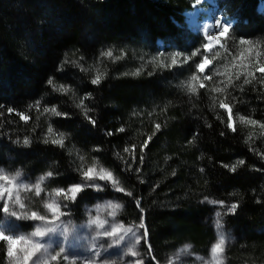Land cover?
I'll use <instances>...</instances> for the list:
<instances>
[{
    "label": "trees",
    "instance_id": "obj_1",
    "mask_svg": "<svg viewBox=\"0 0 264 264\" xmlns=\"http://www.w3.org/2000/svg\"><path fill=\"white\" fill-rule=\"evenodd\" d=\"M193 1L0 0V170L44 176L43 189L54 192L84 181L90 167L111 172L116 185L84 187L69 205L71 218L80 222L85 204L118 198L124 225L145 224L142 264H163L184 242L206 248L213 209L205 197L235 203V213L221 212L233 236L226 263L264 264V72L227 69L225 60L219 77L212 67L202 76L195 67L204 56L203 39L182 15ZM258 1L218 3L237 19L225 39L227 58L239 39H257V63L264 67ZM210 59L215 67L218 60ZM98 75L103 78L93 85ZM246 78L251 83L244 84ZM61 86L68 91H57ZM221 101L231 109V128ZM61 134L63 146L52 144ZM25 137L29 145L16 143ZM238 160L244 164L230 171ZM40 205L35 201L31 209L41 212ZM2 216L0 202V222ZM6 260L0 241V264Z\"/></svg>",
    "mask_w": 264,
    "mask_h": 264
},
{
    "label": "rangeland",
    "instance_id": "obj_2",
    "mask_svg": "<svg viewBox=\"0 0 264 264\" xmlns=\"http://www.w3.org/2000/svg\"><path fill=\"white\" fill-rule=\"evenodd\" d=\"M258 7L263 8L262 12H264V0L258 1ZM190 13H193V17H191ZM182 15L185 17L184 21L186 22V27L193 33L203 36L205 39V44L203 43L204 56L195 67L202 76L212 67V73H215L216 77H219L217 73L220 72L221 74V70L226 68V66H221V63L225 60H227L230 65L227 69L244 66L245 70L248 72L257 66V71H259L261 67L257 63L259 60L257 50L261 45H257V39H239L238 45H236L237 50H231L232 57L227 58V53H225L227 48L225 47V39L228 37L234 21L226 14L223 7L217 4L216 0H199V3L195 0L191 3L190 7L183 9ZM215 21H221V26L210 29L207 34H205L202 25H214ZM223 23L228 25L227 32H223ZM222 32L223 35H221ZM208 36H212L214 39L208 40ZM245 40L246 42L242 43V41ZM200 41L201 39L197 40V42ZM230 43L234 44L235 42L231 40ZM205 45H207V47H205ZM255 46L258 48L256 49ZM260 49L262 50V48ZM217 50H221V52L214 56ZM173 54L176 60H181L182 63H184L180 52L176 51V53ZM211 55L218 60L215 67L212 66V58L210 59ZM187 56L188 55H186V57ZM197 58L199 57L197 56L196 59ZM205 61H208V63L203 71H201L198 65L203 64ZM225 65H227V63ZM191 80L192 75L188 73L186 83L192 86L195 78L193 82H191ZM225 110L229 112L227 109ZM91 168H94L96 173H99L102 169L100 167ZM0 174L8 177V180H0V186L9 189V191H5L0 195V202L2 205L7 203L10 211H15L18 215L24 213L27 214L28 217H31V214L35 212L38 216L45 217L44 220H17L15 217L5 219V214L3 213L0 224H2L3 229L6 230V235H23L33 244L40 243L42 245L41 249L29 259L28 264H50L58 261L65 264L143 263V256L146 255V250L141 248L144 237L141 238L139 243H136L132 234L125 232L127 228H131L135 232L141 222L136 225H124L122 223L118 217L122 202L118 198H103L93 204L83 205V218L80 222H76L70 215L72 207L69 205L73 201L65 200L63 196H58L54 191L44 190L42 184L46 180V177H28L21 174L17 175L18 173H11L7 170H2ZM41 177H44V179L41 180ZM77 183H81L83 188L92 187L95 189H102L111 184L116 185L113 176L110 181H101L97 176L94 181H82ZM37 184H39L40 188L39 193H37L35 187ZM69 188L65 189V192H67ZM17 200L19 203L16 202ZM38 200L41 203V212L31 209L33 208L34 202ZM212 201L213 200H206L210 208L213 209L206 217L212 231V239L208 242L206 248L197 250L191 243L184 242L170 250L163 264H227L224 256V249L227 242L230 241L233 236L224 228L222 214L220 217L222 226L220 229L216 228L215 221L217 217L215 214L218 211L220 213L222 210L225 211L231 205L225 206L217 201L216 204H213ZM21 204L23 208L20 207ZM50 204L58 206L59 210L55 214V218L53 212L48 207ZM115 204L120 205V207L113 208L112 205ZM113 212H115L114 216L111 215ZM53 226H55L56 231L52 233L45 232L44 237L32 235L37 227H40L41 230H46ZM113 227L116 228L114 235H103L105 231L111 232ZM142 232H144L143 229L140 230V233ZM140 233L137 234L139 235ZM221 233L225 237V243L221 245L219 251L213 253L212 248L219 243ZM120 236H124L125 239L121 241L120 244H114L113 241ZM138 239L139 238H137V240ZM5 244L6 249H8L7 241H5ZM24 247L25 245L23 244L13 245L14 256L21 262L23 261V256L26 254L22 250ZM28 247L30 248V246ZM130 248L131 251H129ZM61 249H64V251L61 252ZM133 253H135V255H133ZM53 257H56V259H52ZM6 264H15V261L10 258L8 254Z\"/></svg>",
    "mask_w": 264,
    "mask_h": 264
},
{
    "label": "snow or ice",
    "instance_id": "obj_3",
    "mask_svg": "<svg viewBox=\"0 0 264 264\" xmlns=\"http://www.w3.org/2000/svg\"><path fill=\"white\" fill-rule=\"evenodd\" d=\"M197 3H199V0H197ZM221 24H222L221 21H215V24H214V25H209V24H204V25H202V29H203V31L205 32V34H207V32H208L210 29H215V28L221 26ZM227 31H228V25H227L226 23H223V32H227ZM223 32L221 33V35H223ZM207 38H208V40H213V39H214V37H212V36H208ZM244 42H245V41H242V43H244ZM205 47H207V45H205ZM102 55L111 56L112 53H111V51H109V52H107V53H102ZM193 55H195V53H193ZM173 63H175V61H173ZM207 63H208V61H205L203 64L198 65V67L201 69V71H203V69H204V67L206 66ZM259 71L264 72V67H261V68L259 69ZM102 78H103L102 75H98L95 79H92V80H91V83H92L93 85H97V84L100 83V81H101ZM237 78H239V77L237 76ZM232 82H233V81H232L231 78H229L228 81H227L228 84H232ZM47 83H48L49 85H52V84H53L52 79H49V80L47 81ZM249 83H251V81H250L249 79L246 78V79L244 80V84H249ZM56 90L59 91V92H67V91H68V89L65 88V87H63V86L59 87V88L56 89ZM189 91H191V92H196V88H195V87H192V88L189 89ZM216 91H217V92H222L223 89H221V88L218 87V88H216ZM82 103H83V102H81V104H82ZM81 104H77V105H76L77 108L81 107ZM0 107H2V106H0ZM30 107H31V105H30ZM219 107H220L221 109H227V110L229 111V115H228V121H229V123H228V127L231 128V127H232V123H231L232 116H231V109H230L229 105L226 104V103H224L223 101H221V102L219 103ZM7 111H8L9 113H12V112L14 111V109H13V108H8ZM44 111L47 112V111H49V109L46 108V109H44ZM51 111H52V113H53L54 115H57V116L61 115V113L56 112V109H55V108L51 109ZM2 114H3V113H0V115H2ZM21 119H27V117H24L23 115H21ZM88 119H89V121H90L93 125H95V121H94V120H91L90 117H89ZM241 119L243 120V118H241ZM247 123L256 124L257 122H256V121L249 120V121H247ZM157 127H159V126H157ZM233 130H234V129H233ZM120 131H123V129H120ZM51 132H52V129L49 128V133H51ZM109 135H111V133H109ZM221 135H223V133H221ZM44 142H45V143H48V140L45 139ZM16 143H22L23 145L27 146V145H29L31 142H30V140H29L28 137H25V138L23 139L22 142H21L20 140H17ZM51 143H52V144H56V145H61V146H63L62 134H61V138L52 139V140H51ZM125 151H128V149H125ZM261 158L264 159V156H262ZM81 159H83V157H81ZM243 164H244V160H238L236 164H233V165L231 166L230 171L235 172L236 169H237V167H238L239 165H243ZM224 167H225V168H229V165L225 164ZM203 171H204V170L201 169V172H203ZM0 172H2V170H0ZM17 175H19V173H18ZM48 176H52V173L49 172V173H48ZM82 176H83V178H84V181H94V180L97 178V176H98L99 180H101V181H110V180H112V173H111V172H108V171H106L105 169H101L99 173H96V172H95V169H94V168H91V167L88 168L87 171H83V172H82ZM40 179L43 180L44 177H41ZM0 180H8V177H7V176H4L3 174H0ZM35 187H36L37 193H39V191H40L39 184H37ZM82 190H83L82 184H81V183H76V184L72 185V186L67 190V192H65V190H64L63 188H59V189H57V190H56V194H57L58 196H63L65 200L74 201V200L76 199L77 195H78ZM5 191H9V189H6V188H4L3 186H0V195H2L3 192H5ZM119 191H123V189H119ZM128 195L131 196V193H128ZM205 200H207V197H205ZM16 202L19 203L18 200H17ZM139 203H140L139 201H136L137 206H139ZM212 203H213V204H216L217 202H216V201H212ZM219 203H220V204H223V201H220ZM20 207L23 208V205L21 204ZM48 207H49V208L51 209V211L53 212V216H54V218H55V214H56V213L58 212V210H59V209H58V206H57V205H54V204H50V205H48ZM112 207H113V208H118V207H120V205L115 204V205H112ZM237 207H238L237 204L233 203V204H231L230 207H228L227 211H228L229 213H235ZM140 211L143 212V209L141 208ZM3 213L5 214V219H8V218H10V217H15L17 220H21V219H23V220H27V219H33V220H44V219H45V217H43V216H38L37 213H35V212H33V213L31 214V217H28L27 214H24V213L18 215L17 212H15V211H10V209H9V207H8V205H7V203H4V205H3ZM111 215L114 216V215H115V212L111 213ZM215 215H216V217H217V219H216V221H215V226H216L217 229H220L221 226H222V225H221V220H220L221 213L218 211V212H216ZM93 223H94V221H93ZM141 229H145V224H144V222H143L142 224H141V223L139 224V227L137 228V230H136L135 232H134L131 228H127V229H125V232H126V233H131L132 236L135 238L136 243H139L140 240H141V238H142V237H146V235H147V231H146V230H145L144 232L140 233V230H141ZM5 231H6V230L3 229L2 224H0V241H7V243H8L7 254H8V256H9L10 258H12V259L15 261V264H28L29 259H30V258H31L36 252H38V251L41 249V247H42V245H41L40 243H35V244H33L30 240H28V239H27L25 236H23V235H16V236H13V235H6V234H5ZM55 231H56L55 226H53V227H51V228H47L46 230H41L40 227H37V228H36V231L33 232L32 235H33V236H36V237H44V236H45V232L52 233V232H55ZM115 232H116V228L113 227V229H112L111 232L105 231V232L103 233V235H105V236H112V235L115 234ZM137 233H140V234L138 235ZM137 238H139V239L137 240ZM124 239H125L124 236H120L118 239H116L115 241H113V243H114V244H120V242L123 241ZM224 243H225V237H224V235L221 233V234H220L219 243H217V244L212 248V252H213V253H216L217 251H219L221 245H223ZM15 244H23V245H25V247H24L22 250H23L26 254L23 256V261H22V262H21L20 260L16 259L15 256H14L13 245H15ZM28 246H30V248H29ZM63 251H64V249H61V252H63ZM129 251H131V248L129 249ZM98 255H99V253H98ZM133 255H135V253H133ZM65 258H66V257H65ZM52 259H56V257H53Z\"/></svg>",
    "mask_w": 264,
    "mask_h": 264
},
{
    "label": "bare ground",
    "instance_id": "obj_4",
    "mask_svg": "<svg viewBox=\"0 0 264 264\" xmlns=\"http://www.w3.org/2000/svg\"><path fill=\"white\" fill-rule=\"evenodd\" d=\"M194 14H195V12H194ZM190 15H191V17H193V13H190Z\"/></svg>",
    "mask_w": 264,
    "mask_h": 264
}]
</instances>
